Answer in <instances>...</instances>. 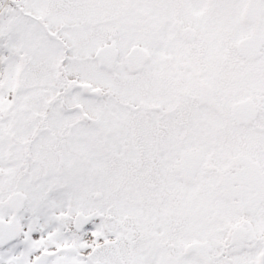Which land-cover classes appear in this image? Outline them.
Masks as SVG:
<instances>
[{"label": "snow or ice", "instance_id": "1", "mask_svg": "<svg viewBox=\"0 0 264 264\" xmlns=\"http://www.w3.org/2000/svg\"><path fill=\"white\" fill-rule=\"evenodd\" d=\"M0 264H264V0H0Z\"/></svg>", "mask_w": 264, "mask_h": 264}]
</instances>
